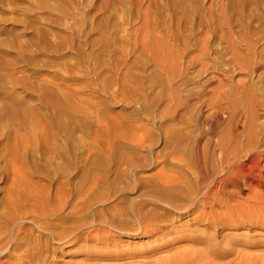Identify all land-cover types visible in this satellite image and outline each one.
<instances>
[{
  "label": "rangeland",
  "instance_id": "374dc122",
  "mask_svg": "<svg viewBox=\"0 0 264 264\" xmlns=\"http://www.w3.org/2000/svg\"><path fill=\"white\" fill-rule=\"evenodd\" d=\"M228 123L264 128V0H0V264H264L251 190L180 162Z\"/></svg>",
  "mask_w": 264,
  "mask_h": 264
},
{
  "label": "bare ground",
  "instance_id": "6f19581e",
  "mask_svg": "<svg viewBox=\"0 0 264 264\" xmlns=\"http://www.w3.org/2000/svg\"><path fill=\"white\" fill-rule=\"evenodd\" d=\"M217 126L218 121L213 122L209 133H215ZM218 128L217 131L220 130ZM231 128L229 124L219 135L220 139L216 148L218 161L214 158L216 156L215 149L212 152L215 156L209 154L208 145L206 148L202 147V150L199 148L201 152H198V148L195 150L190 146L180 162L183 161L186 169L194 175L196 181L206 182V186L202 185L203 188L201 191L199 190L203 198H207L211 194L214 195L220 189L225 191L232 188L236 194L241 193L242 186H246L251 190L249 199H252L256 207L261 208L262 211L264 210V128L258 129L259 131L256 132L250 127L245 134H238ZM242 159L246 161H242ZM226 192H229V197L231 193L233 194L232 191ZM253 209L255 208L253 207Z\"/></svg>",
  "mask_w": 264,
  "mask_h": 264
}]
</instances>
